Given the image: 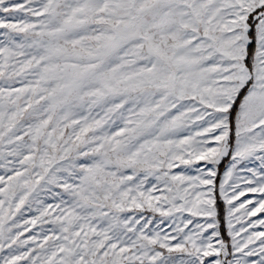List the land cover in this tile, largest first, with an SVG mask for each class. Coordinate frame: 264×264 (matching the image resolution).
Here are the masks:
<instances>
[{
	"label": "snow or ice",
	"instance_id": "6c2138e0",
	"mask_svg": "<svg viewBox=\"0 0 264 264\" xmlns=\"http://www.w3.org/2000/svg\"><path fill=\"white\" fill-rule=\"evenodd\" d=\"M0 264H264V0H0Z\"/></svg>",
	"mask_w": 264,
	"mask_h": 264
}]
</instances>
